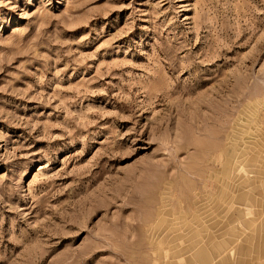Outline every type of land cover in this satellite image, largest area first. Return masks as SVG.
Returning <instances> with one entry per match:
<instances>
[{"label": "rangeland", "instance_id": "rangeland-1", "mask_svg": "<svg viewBox=\"0 0 264 264\" xmlns=\"http://www.w3.org/2000/svg\"><path fill=\"white\" fill-rule=\"evenodd\" d=\"M0 264H264V0H0Z\"/></svg>", "mask_w": 264, "mask_h": 264}]
</instances>
